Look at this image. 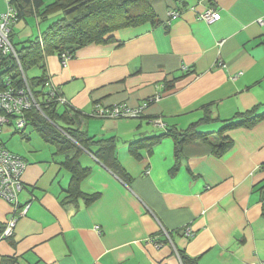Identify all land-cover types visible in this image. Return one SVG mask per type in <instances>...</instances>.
<instances>
[{
  "label": "crops",
  "instance_id": "crops-1",
  "mask_svg": "<svg viewBox=\"0 0 264 264\" xmlns=\"http://www.w3.org/2000/svg\"><path fill=\"white\" fill-rule=\"evenodd\" d=\"M149 3L157 24L117 29L110 41L73 51L65 66L56 54L44 57L77 128L93 141L111 140L117 172L93 155L98 144L83 149L84 197L67 200L65 155L35 130L38 140H18L8 150L25 168L17 206L0 198V264H183L177 250L187 264L264 262V23L257 22L264 0ZM209 8L218 20L201 18ZM171 10L180 15L170 19ZM150 98L157 99L138 117L92 114L97 105L139 107ZM247 111L260 116L254 124L220 134ZM198 121L208 142H185L176 155L170 136L154 140ZM223 136L231 144L216 153ZM13 216L11 234L2 236ZM162 229L171 231L169 242Z\"/></svg>",
  "mask_w": 264,
  "mask_h": 264
},
{
  "label": "trees",
  "instance_id": "trees-1",
  "mask_svg": "<svg viewBox=\"0 0 264 264\" xmlns=\"http://www.w3.org/2000/svg\"><path fill=\"white\" fill-rule=\"evenodd\" d=\"M177 1L183 2V0ZM4 5L3 11L8 6L15 9V23L24 16L34 15L43 19L47 18L49 14H59L45 31L40 33L39 37L29 41L27 45L18 47V49L14 47L12 42L14 33L11 31L9 38L17 55L18 63L11 54L3 55L0 53V90L7 87L6 78H10L15 87L28 85L38 107L32 106L23 110L22 116L26 126H31L44 141L52 144L58 152L65 155L63 165L71 174L65 199L72 201L78 197H84L79 190V182L87 175L89 169L80 165L78 161L80 151L83 149L90 151L92 144H98V150L93 152V155L112 171L117 172L114 167L117 162L113 154L112 143L111 140H107V142L105 140L93 141L85 131L77 128L79 124L77 115L68 107L66 102L47 99L44 84L50 77L46 74L44 57L56 54L60 60L61 53L68 52L71 54L82 46L110 41V34L117 29L138 26L147 22L153 25L157 24L159 20L149 0H52L47 4H43L42 0H4ZM31 66L39 67L41 74L38 77L28 79L25 76V70ZM61 105L64 107L58 111ZM252 113L253 111H247L243 115L247 117L244 120L224 125L220 129V134L225 129L239 124H254L260 116H253ZM55 122L62 123V125L55 124ZM198 123L199 121L190 123L184 129H168L162 135L154 137V140H159L166 135L170 136L174 142V150L177 155L185 142L195 139L208 142V134L197 131ZM21 130L17 129L16 131ZM138 143L140 142L133 144L131 149L137 147ZM230 144V140L223 136L219 142L213 143L214 151L221 153ZM119 176L127 181L124 174ZM91 199V197L86 198L88 201ZM167 232L169 239L164 238L162 230L158 233V236L165 242H169L171 237V231ZM177 253L183 264L190 261L189 256L183 250H177Z\"/></svg>",
  "mask_w": 264,
  "mask_h": 264
},
{
  "label": "built area",
  "instance_id": "built-area-1",
  "mask_svg": "<svg viewBox=\"0 0 264 264\" xmlns=\"http://www.w3.org/2000/svg\"><path fill=\"white\" fill-rule=\"evenodd\" d=\"M8 1V0H5ZM180 15L179 11H169L168 16L170 19H175ZM219 13L214 11L213 8L206 9L201 18L206 22H211L219 19ZM16 22V11L13 7L8 6L5 11L0 13V53L11 54L18 63L17 55L11 44L9 35L12 31L11 25ZM257 22L263 25L264 21L258 19ZM71 54L64 52L60 54V64L65 66L70 59ZM10 78H6L5 84L7 87L0 90V131L4 125H13L15 129H23L26 126V122L22 116L23 110L29 109L32 106L38 107L28 85L23 87H15L12 85ZM45 91L47 93L48 100H55L64 103L63 99L57 92L55 85L49 78L45 84ZM157 98H150L147 102L139 107H129L124 104H114L110 106H95L93 115L97 117H111V118H133L141 115L142 110L147 106L149 101L156 100ZM155 124H160L158 120H153ZM25 168V162L23 158L15 153L10 152L1 142L0 139V198L6 202L17 206L18 193L22 188L21 174ZM28 208V203L24 205L20 212L24 213ZM17 216L11 217L2 232V236H9L17 222ZM164 238L169 239L168 232L163 230ZM185 236L192 235V231L189 227L183 230ZM149 241L155 246H160L161 242L149 239ZM253 264H264V262H258Z\"/></svg>",
  "mask_w": 264,
  "mask_h": 264
},
{
  "label": "rangeland",
  "instance_id": "rangeland-1",
  "mask_svg": "<svg viewBox=\"0 0 264 264\" xmlns=\"http://www.w3.org/2000/svg\"><path fill=\"white\" fill-rule=\"evenodd\" d=\"M51 1L52 0H43V4H47ZM1 9L3 11L5 9V5ZM58 15L59 14H49L47 15V18L43 19L34 15L24 16L23 18H21L11 27L14 33L12 37L14 47L18 49V47L27 45L29 41L35 40V38L39 37L40 33L45 31L49 24L54 21L58 17ZM40 74L41 69L37 66H31L25 70V76L28 79L38 77ZM55 124L62 125V123L59 122H55ZM16 130H14L13 125H4L2 130L0 131L1 142L9 150H11L13 145L18 144V140L22 141L23 138H25V135L31 134L33 138L35 136V138L37 139L36 132L29 125L22 129V132H17ZM31 139L32 138L29 136L28 141H30Z\"/></svg>",
  "mask_w": 264,
  "mask_h": 264
}]
</instances>
